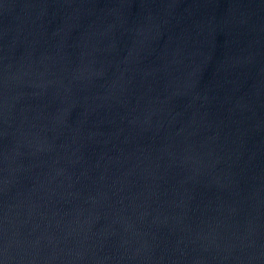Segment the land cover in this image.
Wrapping results in <instances>:
<instances>
[{
	"label": "water",
	"instance_id": "obj_1",
	"mask_svg": "<svg viewBox=\"0 0 264 264\" xmlns=\"http://www.w3.org/2000/svg\"><path fill=\"white\" fill-rule=\"evenodd\" d=\"M0 264H264V0H0Z\"/></svg>",
	"mask_w": 264,
	"mask_h": 264
}]
</instances>
